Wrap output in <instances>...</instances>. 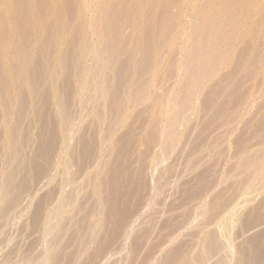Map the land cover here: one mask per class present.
Here are the masks:
<instances>
[{
    "label": "rangeland",
    "instance_id": "1",
    "mask_svg": "<svg viewBox=\"0 0 264 264\" xmlns=\"http://www.w3.org/2000/svg\"><path fill=\"white\" fill-rule=\"evenodd\" d=\"M126 9L133 21L126 31L132 41L127 52L136 60L132 70L143 67L140 62L149 48L148 69L133 78L135 87L123 97L125 112L117 128L113 126V134L111 117L99 124L96 156L87 169L79 174L67 171L69 159L62 150L58 168L7 216H2L0 191V264H55L59 249L54 241L59 237L72 240L74 246L67 251H78L84 239L80 235L77 240L76 222L99 202V181L104 165L112 159L113 138L130 126L135 129L127 165L143 182L141 205L138 209L121 206L131 214L123 224L124 234H100L103 211L95 217L97 222L90 217L89 222L98 227L89 223L94 226L87 233L92 241L73 264H88L99 251L105 252L94 264H166L169 258V264H237L238 251L264 234V217L252 228H242L252 211L261 206L264 213V140L253 134L260 122L264 129V0H0V71L10 83L11 109L15 111L20 96L27 93L26 124L34 122L38 99L31 95V68L48 52L45 41L50 36L52 55L45 88L52 112L63 124L58 81L63 77L67 47H74L77 99L66 133L72 149L98 115L107 116L110 85L104 78L108 69L98 62L108 22ZM20 25L27 32L18 33ZM146 37L151 41L147 47ZM240 62L247 71L237 92L232 91L236 111L228 114V121L222 104L206 113L203 100L211 90L227 87L223 79ZM186 89L193 90L190 99L183 96ZM10 132L11 124L2 123L0 149L8 146ZM35 135L32 130L31 137ZM109 136L111 141L104 142ZM240 140L246 144L241 148ZM198 175L204 176L200 192L194 185ZM54 189L57 193L47 209V220L38 231H31L34 206ZM72 193L78 200L68 201ZM212 202L229 204L225 211L211 213ZM61 225L66 232H59ZM212 233L221 251L202 256ZM178 247L182 250L175 251Z\"/></svg>",
    "mask_w": 264,
    "mask_h": 264
},
{
    "label": "bare ground",
    "instance_id": "2",
    "mask_svg": "<svg viewBox=\"0 0 264 264\" xmlns=\"http://www.w3.org/2000/svg\"><path fill=\"white\" fill-rule=\"evenodd\" d=\"M124 13L118 14L116 18L110 20L107 25V33L105 38L104 51L99 59L98 65L103 66L107 70L104 78V83L108 86L106 110L107 116L104 114L98 115L95 124L88 127L86 132L75 140L74 147L69 148V136L66 133L69 129L68 120L72 117V106L76 103L77 93L76 84H74V77L77 76L76 68V54L74 47L68 46L63 58V77L58 81V89L61 92V100L59 101L60 113L65 119L63 124L60 123L57 116L52 112V104L50 92L45 88L48 78L49 68L51 62V48L48 45L49 37H46L45 44H47V53L38 57L31 68L30 80L32 82V94L37 101V108L34 112L35 120L31 124H26L25 116L29 111L30 95L24 93L20 96L17 102L15 111L11 109V96L9 94V80L5 74L0 71V127L2 123L11 124V132L9 135V143L6 148L0 149V191L3 196L4 208L2 209V216L9 215L39 184H41L52 172L58 168L60 154L63 150L67 155L69 161L66 169L75 170V174L82 173L90 166L96 156V149L98 147L97 133L99 124H103L107 117H111L110 132L115 131V128L122 118V112H125V103L123 97L126 92L135 87L134 77L143 75V69L147 71L149 57L151 55L149 48L144 49L143 60L140 65H143L138 71H133L132 66L136 63L134 55H130L127 48L132 42L126 35L133 26V21L127 17V9ZM23 19L20 17L19 22ZM162 33H165L166 27L162 25ZM27 32L21 25L18 28V33L23 34ZM128 34V32H127ZM130 37V36H129ZM29 40V39H28ZM51 41V40H50ZM145 47L151 41L149 38L144 40ZM25 49L28 47V41L22 43ZM18 65V64H17ZM19 66V65H18ZM147 68V69H146ZM252 69V68H251ZM144 70V71H145ZM250 70V69H248ZM247 68L241 62L236 65L234 73L228 78H224L222 85H226L225 89L217 88L211 90L203 100V109L207 113L213 110L219 104L224 108L226 121L229 120L228 114L235 112L236 93L238 85H240L242 73L246 72ZM242 83V82H241ZM236 86H238L236 88ZM224 87V86H223ZM236 88V89H234ZM233 89V90H232ZM193 91V90H192ZM191 89L184 90L183 96L190 99L193 96ZM232 91H235L234 93ZM221 99H225L224 103H220ZM243 103V101H239ZM186 105L187 102L184 101ZM15 112V113H14ZM205 113V114H206ZM209 115V114H208ZM219 116V113H218ZM209 117V116H208ZM217 117V116H215ZM140 122H138L139 124ZM116 125V126H115ZM262 123L256 124L253 129V134L259 136L264 140V129ZM113 126L115 128H113ZM134 126H130L125 134L121 137L113 138V150L111 152L112 159L104 165L105 172L99 181V202L93 207L86 210L84 216L76 222L77 235L80 240V235L84 239L78 248V251H67L72 248V240H65L59 237L55 239L54 246L59 249L56 254L57 262L55 264H73L82 250L90 244L92 239L87 236L88 232L94 229L91 224L95 225V217L100 211L105 214V219L100 227V234H109L111 231L125 233L124 222L131 214L121 210V206H129L131 209H138L143 199L139 186L143 185L139 173H133L128 168L127 162L130 163V158L133 154L131 131ZM32 130L36 131L34 138L31 137ZM3 138V133H0V140ZM104 142H110L111 137H107ZM1 142V141H0ZM245 143L238 142L241 148ZM29 150L28 152L26 150ZM241 150V149H240ZM5 163H2L3 159ZM14 161H19L17 165H13ZM69 173V172H67ZM204 176L198 175L194 179V185L203 190L201 185ZM73 182V181H72ZM70 184H72L70 182ZM199 186V187H198ZM57 191L54 189L50 195L41 197L34 206L33 214L30 219V230L35 232L42 228L43 223L47 220V209L50 206L52 199ZM78 195L72 193L67 199L68 201L78 200ZM220 199V198H219ZM217 201V200H215ZM1 202V200H0ZM229 203L216 204L212 202L210 208L211 213L217 211H225ZM215 211V212H214ZM58 212L57 214H59ZM57 214L55 219H57ZM60 217V216H59ZM90 217H94L93 223L89 222ZM264 217L262 207H258L252 211L248 218L243 223L244 230L252 228L255 224L260 222ZM90 219V220H89ZM93 219V218H92ZM91 223V224H89ZM98 225H95V228ZM111 228V229H110ZM66 232V226L61 225L59 232ZM111 241H108L110 243ZM35 244L30 247H34ZM182 250L178 247L175 251ZM242 250V249H241ZM221 251V245L217 239L216 234L212 233L208 236L205 243L202 256L218 255ZM105 251H99L97 254L101 256ZM237 264H264V234H259L248 241V246L242 251H238ZM89 260L88 264H94L97 258ZM180 260V258H177ZM177 259H173V262ZM185 259H181V262ZM171 262L170 258L166 260V264ZM176 262V263H177ZM174 264V263H173ZM219 264H223L222 261Z\"/></svg>",
    "mask_w": 264,
    "mask_h": 264
}]
</instances>
